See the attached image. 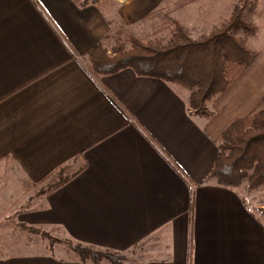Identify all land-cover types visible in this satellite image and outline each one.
<instances>
[{
    "label": "crops",
    "instance_id": "0c3cea01",
    "mask_svg": "<svg viewBox=\"0 0 264 264\" xmlns=\"http://www.w3.org/2000/svg\"><path fill=\"white\" fill-rule=\"evenodd\" d=\"M180 2L0 0V180L14 179L0 199L19 200L2 199L0 215L102 250L138 247L131 264H264V201L209 179L222 134L257 111L261 85L237 81L206 119L171 84L88 70L118 28ZM61 168L77 174L41 195ZM9 246L0 264H81Z\"/></svg>",
    "mask_w": 264,
    "mask_h": 264
},
{
    "label": "trees",
    "instance_id": "16d2710c",
    "mask_svg": "<svg viewBox=\"0 0 264 264\" xmlns=\"http://www.w3.org/2000/svg\"><path fill=\"white\" fill-rule=\"evenodd\" d=\"M75 2L80 7L89 4L86 0ZM173 25L166 43L130 37L128 48L118 31L111 51L99 43L89 52L88 70L101 77L130 69L137 77L161 80L187 94L188 109L194 116L211 119L209 106L224 96L258 57V53L244 47L242 40L234 39L233 34L242 30L253 35L255 28L241 18L237 8L198 39H193L178 22L173 21ZM65 170L61 168L54 174L58 179L48 183L41 195L56 191L77 174L65 177ZM209 179L225 188H237L243 181L248 189L264 185V110L236 120L222 134ZM20 226L35 235L41 231ZM57 246L71 254L67 253L68 260L81 264H124L128 260L123 253L83 245L70 238L62 243L50 239L48 252L52 256H57Z\"/></svg>",
    "mask_w": 264,
    "mask_h": 264
},
{
    "label": "rangeland",
    "instance_id": "374dc122",
    "mask_svg": "<svg viewBox=\"0 0 264 264\" xmlns=\"http://www.w3.org/2000/svg\"><path fill=\"white\" fill-rule=\"evenodd\" d=\"M110 1L112 0H86V2L90 4L100 3L101 5L103 3L107 4ZM171 1L172 0H165V3H170ZM207 1H209V3L204 6L198 5L199 0H181L180 4L176 6L167 4L168 6H163V9L155 8L152 13H150L149 16L143 21H139L128 28H118L116 32L110 35V39L106 40V42L102 44L107 50L111 51L116 44V34L118 31H120V38L122 42H125L126 48H128L127 41L130 37L145 41L157 40L164 44L168 41L171 35V30L174 27L173 21L181 24V26L193 39H198L210 33L215 26L221 24L232 14L235 8H237V10H239L241 13V18L250 25H252L251 21L254 17L264 15V0ZM240 31L241 30H237L235 33H239ZM238 81H245L250 87L253 85V81L256 84L259 83V85H261L260 88L262 90V100L255 110H257L256 112L264 110V95H262V93L264 94V51L258 53V57L254 64L239 78ZM209 109L212 113L211 105L209 106ZM13 180V177H10L5 184V182H3L1 179L0 186L5 184V189H7L8 185H11ZM26 186L27 184L23 183V186H21L20 190L22 191L23 188H26ZM240 186L243 187L242 189L243 193H245V199H247L250 206H257L261 204L262 201H264V185L255 189H248L247 182L243 181ZM44 187L45 186H43V188ZM37 191L33 193H39ZM29 195L24 197L21 195L20 202L28 199ZM2 199L3 198L0 199V203ZM3 200L4 205L19 201L17 198H7ZM263 212L259 213V219L264 223ZM12 219L13 217L11 214L0 215V253L10 249L12 247L9 246L10 244L17 245L19 246L18 248L21 249L32 248L38 249L40 252L47 251V253H49L48 244L50 239H54L56 242L62 243L68 238L67 235L60 229L41 230L39 234L35 235L27 230H23L21 226L16 224V222ZM5 243H8L9 245H6ZM56 249V254L58 256H62V258H69L71 255L61 246H57ZM123 255L128 259L124 262V264H131V262H134V260L140 259L141 249L137 247L123 253Z\"/></svg>",
    "mask_w": 264,
    "mask_h": 264
},
{
    "label": "clouds",
    "instance_id": "9594fccd",
    "mask_svg": "<svg viewBox=\"0 0 264 264\" xmlns=\"http://www.w3.org/2000/svg\"><path fill=\"white\" fill-rule=\"evenodd\" d=\"M251 23L256 29L253 35L245 34L241 30L239 33H234L233 38L242 40L248 51L259 53L264 51V15L254 17Z\"/></svg>",
    "mask_w": 264,
    "mask_h": 264
}]
</instances>
